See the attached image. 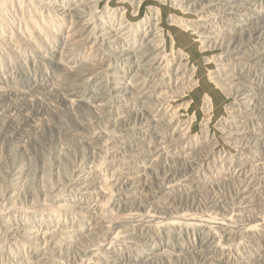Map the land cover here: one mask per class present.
<instances>
[{
	"label": "rangeland",
	"instance_id": "obj_1",
	"mask_svg": "<svg viewBox=\"0 0 264 264\" xmlns=\"http://www.w3.org/2000/svg\"><path fill=\"white\" fill-rule=\"evenodd\" d=\"M6 1L0 264H264V0Z\"/></svg>",
	"mask_w": 264,
	"mask_h": 264
},
{
	"label": "crops",
	"instance_id": "obj_2",
	"mask_svg": "<svg viewBox=\"0 0 264 264\" xmlns=\"http://www.w3.org/2000/svg\"><path fill=\"white\" fill-rule=\"evenodd\" d=\"M44 1V2H43ZM46 0H13V3L15 4V8L19 11H31L34 14L38 15L40 13H44L45 15H68V13H64L65 11L68 12L69 10H75L76 9V4L80 3L76 1H80V0H51L50 2H45ZM48 1V0H47ZM55 1V2H54ZM63 1V2H62ZM2 3H4L3 1H1ZM9 2H11L12 4V0H7L5 2V4H9ZM60 5V6H59ZM64 5V6H63ZM9 6V5H8ZM61 7H64L62 9H60ZM2 10L6 9V6L3 5L2 7H0ZM9 8V7H7ZM54 12V13H53ZM62 13V14H61ZM20 54V53H17ZM28 55H44L47 54L46 52H39V51H35V52H29L26 53Z\"/></svg>",
	"mask_w": 264,
	"mask_h": 264
},
{
	"label": "bare ground",
	"instance_id": "obj_3",
	"mask_svg": "<svg viewBox=\"0 0 264 264\" xmlns=\"http://www.w3.org/2000/svg\"><path fill=\"white\" fill-rule=\"evenodd\" d=\"M32 1V0H31ZM42 1V0H41ZM51 0H46L45 2H50ZM96 1V0H95ZM44 2V1H43ZM55 2V1H54ZM63 2V1H62ZM60 6V5H59ZM64 6V5H63ZM138 6V5H137ZM62 8H64V7H61L60 9H62ZM150 11L152 12V13H156L157 14V10L156 9H154V8H150ZM54 13V12H53ZM152 19V18H151ZM169 20L171 21V22H175V23H177L178 25H180V26H183V27H185L186 26V21H184L183 19H179V18H169ZM168 20V21H169ZM151 21V20H150ZM155 23V22H154ZM152 24H153V22H152ZM155 25V24H154ZM152 26V25H151ZM141 30V29H140ZM206 106H207V104H206Z\"/></svg>",
	"mask_w": 264,
	"mask_h": 264
},
{
	"label": "trees",
	"instance_id": "obj_4",
	"mask_svg": "<svg viewBox=\"0 0 264 264\" xmlns=\"http://www.w3.org/2000/svg\"><path fill=\"white\" fill-rule=\"evenodd\" d=\"M215 92H217L219 94V92L217 90H215ZM221 96V95H220ZM222 98V97H221ZM214 104H215V101L213 100Z\"/></svg>",
	"mask_w": 264,
	"mask_h": 264
}]
</instances>
